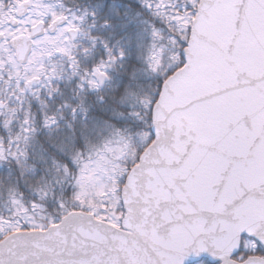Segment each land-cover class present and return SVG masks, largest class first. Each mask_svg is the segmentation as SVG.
<instances>
[{
	"label": "snow or ice",
	"instance_id": "snow-or-ice-1",
	"mask_svg": "<svg viewBox=\"0 0 264 264\" xmlns=\"http://www.w3.org/2000/svg\"><path fill=\"white\" fill-rule=\"evenodd\" d=\"M0 264H264V0H0Z\"/></svg>",
	"mask_w": 264,
	"mask_h": 264
},
{
	"label": "water",
	"instance_id": "water-1",
	"mask_svg": "<svg viewBox=\"0 0 264 264\" xmlns=\"http://www.w3.org/2000/svg\"><path fill=\"white\" fill-rule=\"evenodd\" d=\"M209 262H210V258H209Z\"/></svg>",
	"mask_w": 264,
	"mask_h": 264
}]
</instances>
